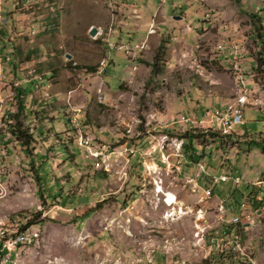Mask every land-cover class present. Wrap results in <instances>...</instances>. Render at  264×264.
I'll return each instance as SVG.
<instances>
[{
  "label": "rangeland",
  "instance_id": "obj_1",
  "mask_svg": "<svg viewBox=\"0 0 264 264\" xmlns=\"http://www.w3.org/2000/svg\"><path fill=\"white\" fill-rule=\"evenodd\" d=\"M258 4L0 0V130L16 85L30 88L27 113L46 118L28 121L40 181L30 158L0 137V222L42 220L15 264H204L217 250L198 246L216 239L229 251L238 222V248L264 264V204H256L264 149L247 145L264 133L260 47L247 14ZM229 104L246 121L236 142L219 149L196 140L202 158L189 162L177 133L190 125L177 120ZM197 121L191 127L215 129ZM39 186L45 195L62 190L43 200Z\"/></svg>",
  "mask_w": 264,
  "mask_h": 264
},
{
  "label": "trees",
  "instance_id": "obj_2",
  "mask_svg": "<svg viewBox=\"0 0 264 264\" xmlns=\"http://www.w3.org/2000/svg\"><path fill=\"white\" fill-rule=\"evenodd\" d=\"M239 4V3H238ZM241 7V5L239 4ZM264 11V5L258 4L255 11L248 12V16L252 21V28L254 30V36L255 39L260 47L259 50V58L257 62V70L262 73L264 76V19L262 17V12ZM0 40L2 42H5L2 44V47H5L7 44V41L4 40V38L1 36ZM163 43V42H161ZM162 49V44L159 46L158 50ZM157 58L155 57V60ZM152 72H154L157 68V65L155 62H152ZM93 70H95L93 68ZM33 84V83H32ZM31 84V85H32ZM120 88H123L120 85ZM30 88L24 85H16L14 86V108L15 110L8 113L7 119L5 120V125L3 127V130H0V137L3 135H8L9 140L14 143L16 147L19 148L27 157L30 158V167L34 171V175L36 176V179L40 181L42 178L40 175V169L41 167H35L34 166V157L37 155L34 153V147L36 144V130L37 127H31L28 123V121L33 119H41L42 117H37L38 113L36 111H32L29 109V114L27 113V107H26V100L29 95ZM30 116V117H29ZM43 120L46 119L45 117L42 118ZM71 122L69 118H66L65 126L69 125ZM68 128V127H67ZM170 132H172L170 130ZM41 133V132H40ZM264 133L261 131L255 132L251 134V139L247 141V145L249 147L251 146H257L261 149H264ZM177 136L183 140V149L185 153L187 154L188 160L191 163H197L202 158V153L197 151V148L194 146V142L200 141V142H211L213 145L216 144L217 148L219 149H226L230 144L236 142V138L238 135L233 134L229 135V133H224L222 131H219L217 129H202L201 127H190L184 131H181L177 133ZM7 144V143H6ZM65 151H67V147H65ZM42 184V182H40ZM61 188H59V194H44L43 188L41 186L38 187V191L40 194V197L43 200H46V196L48 195L49 198H53L55 196H60ZM233 191V190H232ZM254 202H256L254 200ZM258 208H261L264 204V199H261L260 201L256 202ZM38 216V213L31 214L30 219L28 222H31V224H39L42 222V220H37L36 217ZM39 222V223H38ZM230 229L229 235L233 238V240L241 242L243 244L245 240V235L243 233L244 228H242V224L240 222L236 223L235 225V231H232ZM238 235V236H237ZM239 238L236 239V238ZM216 253L211 257V259L207 260L204 264H222L223 261L229 260L230 264H251L246 258L242 257L238 253H233L231 251H228L227 254H218ZM232 254V255H231ZM247 260V261H246ZM248 262V263H247Z\"/></svg>",
  "mask_w": 264,
  "mask_h": 264
},
{
  "label": "built area",
  "instance_id": "obj_3",
  "mask_svg": "<svg viewBox=\"0 0 264 264\" xmlns=\"http://www.w3.org/2000/svg\"><path fill=\"white\" fill-rule=\"evenodd\" d=\"M109 46H110V49H114L116 47V44H111ZM120 46L125 48L126 53L129 52L130 49L128 46L127 47L123 46V45H120ZM137 47H139V46L137 45L136 48ZM211 110H216V117H219V122L226 120L223 110H219L217 108H213ZM234 118H239V126H232V122H230L229 135H233V134L238 133L239 127H241L245 124L243 112H235ZM197 119H208V120H210L211 118H209V111H207L203 117H198L195 115H189L186 117H181L177 121L178 122H186L191 127L192 121L197 120ZM219 179L222 181H225L227 179L226 174L223 173V175H220ZM232 221H236V222L239 221V217L237 215L233 216ZM201 227H203V225ZM30 228H31V222H28L27 225L15 226L14 228H10V235L4 236L0 240V264H6L7 260L15 259V252L20 251L21 248L27 246L28 232H29ZM205 246H211V242H205V240H204L202 245L198 246V248H203Z\"/></svg>",
  "mask_w": 264,
  "mask_h": 264
},
{
  "label": "bare ground",
  "instance_id": "obj_4",
  "mask_svg": "<svg viewBox=\"0 0 264 264\" xmlns=\"http://www.w3.org/2000/svg\"><path fill=\"white\" fill-rule=\"evenodd\" d=\"M234 112V111H233ZM234 113L231 112V109L228 110V113L225 114V119L226 120H223V121H220L219 122V117H216V115L212 114L211 116V119L208 121V125L212 128H219V126L222 127L223 131L225 133H229V130H230V122H232V126H237L239 125V118H234ZM184 123V122H183ZM197 124H199V122L197 120H193L191 125H194V126H197ZM24 219L23 218H13L11 219V221H9L8 218H6L5 220L1 221L0 222V240L4 237V236H8L10 235V228H14L15 226H23V225H26V222L23 221ZM236 222V221H235ZM238 222V221H237ZM232 226V225H231ZM230 227V226H229ZM30 230V229H29ZM230 231V230H228ZM232 232V231H231ZM233 233V232H232ZM229 235V234H228ZM238 236V235H237ZM29 237V236H28ZM203 239V238H202ZM238 239V238H236ZM29 240V239H28ZM201 240V239H200ZM208 240V239H207ZM216 239L212 240V247L213 249L209 251L208 255L209 254H212L214 248L217 250V253L218 254H227L228 251H226V248L222 245H220L219 243H216L215 241ZM220 240V238L218 239ZM233 241V240H232ZM230 242V249H227L229 251L233 253H238L240 254L242 257L246 258L251 264H257V260L254 259L251 255H249L247 253V251L241 248H238V244H237V241L236 242ZM30 241H28L29 243ZM207 242V241H206ZM227 246V245H226ZM228 247V246H227ZM209 249V248H208ZM217 254V255H218ZM231 254V255H232ZM17 255V251L15 252V256ZM246 260V261H247ZM11 264H15L14 260H7L6 261V264L7 263H10ZM248 263V262H247ZM222 264H230L229 260H225L223 261Z\"/></svg>",
  "mask_w": 264,
  "mask_h": 264
},
{
  "label": "crops",
  "instance_id": "obj_5",
  "mask_svg": "<svg viewBox=\"0 0 264 264\" xmlns=\"http://www.w3.org/2000/svg\"><path fill=\"white\" fill-rule=\"evenodd\" d=\"M234 105L235 104H229V106L226 108V109H224L223 110V112H225V111H227L229 108H231V107H234ZM243 110V109H242ZM215 112H216V110H210L209 111V115L210 114H214L215 115ZM261 112H263L262 110H261ZM200 114H201V112H200ZM243 115H244V113H243ZM199 117V116H198ZM245 124H246V121H245ZM245 124L243 125V126H245ZM242 129V132L244 133V134H251V133H248V131H246V129H244V128H241Z\"/></svg>",
  "mask_w": 264,
  "mask_h": 264
},
{
  "label": "water",
  "instance_id": "obj_6",
  "mask_svg": "<svg viewBox=\"0 0 264 264\" xmlns=\"http://www.w3.org/2000/svg\"><path fill=\"white\" fill-rule=\"evenodd\" d=\"M174 18L178 19L179 16H174ZM96 32H97V29H96L95 27H92V28L90 29V31H89V34H90L91 36H94V35L96 34ZM67 56H68V55H67Z\"/></svg>",
  "mask_w": 264,
  "mask_h": 264
}]
</instances>
